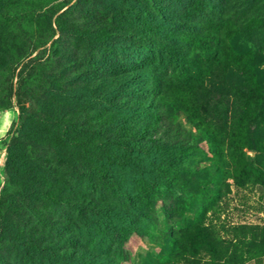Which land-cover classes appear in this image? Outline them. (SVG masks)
Returning <instances> with one entry per match:
<instances>
[{
  "label": "rangeland",
  "instance_id": "obj_1",
  "mask_svg": "<svg viewBox=\"0 0 264 264\" xmlns=\"http://www.w3.org/2000/svg\"><path fill=\"white\" fill-rule=\"evenodd\" d=\"M74 1L56 0L51 5L57 11ZM85 1L64 16L63 34L54 27L58 58L52 70L57 87L108 93L107 85L114 78L134 70L141 55L130 49L135 41L146 44L144 56L151 63L134 89L110 97L118 100L112 108L107 105L88 114L69 110L64 120L116 139H157L159 150L149 154L163 167L155 169L148 163L140 185H124L121 180L119 188L142 195L148 183L157 187L142 202L127 200L109 191L104 178L78 165L71 168L56 162L53 152L27 139L29 133L18 134L14 60L33 56L41 48L19 52L15 25L1 20L5 11L25 10L32 0H0V264H264L263 242L249 248L235 246V234L229 231L235 226L264 227V123L245 121L242 133L234 137L228 129L224 137L188 110L193 103L204 112L215 102L211 94L217 96L233 86L246 93L247 107H257L254 94L264 88V0ZM132 10L154 14L152 24L160 33L155 39L160 44L145 42L147 31L135 38L129 24L116 16ZM74 28L101 31L111 36L110 43L75 39L70 35ZM156 46L169 54H159ZM210 49L220 57L211 58ZM173 63L181 68L171 83L177 80L193 89L163 92L150 78L140 90L150 69L163 65L164 77ZM31 88L39 106L49 102L45 89ZM136 98L154 105L145 114L120 105ZM31 115L35 113L28 112L27 118ZM248 132L251 136L246 140ZM210 138L212 142L207 141ZM229 139L239 148L236 155L243 152L244 166L259 174L257 182L238 186L235 163L209 153L218 144L225 154ZM133 161L140 169V162ZM249 177L244 170L240 180ZM92 208L98 215L90 214ZM213 230L230 240L221 243L223 253L215 254Z\"/></svg>",
  "mask_w": 264,
  "mask_h": 264
},
{
  "label": "trees",
  "instance_id": "obj_2",
  "mask_svg": "<svg viewBox=\"0 0 264 264\" xmlns=\"http://www.w3.org/2000/svg\"><path fill=\"white\" fill-rule=\"evenodd\" d=\"M54 1L56 0H32V6L26 7L25 10H8L1 17L2 21H11L15 25V29L19 33V40L17 42V50L19 52L26 51L30 47L33 53L38 48H41V51L33 56L29 54L26 57L14 60V65H16L17 69L15 94L19 99L17 132L18 134L29 133L31 138L27 139L36 144V147H42L53 152L54 156H56V162L71 168L78 165L80 168L87 170L88 173L96 176V178H104L108 190L114 192L117 196L124 197L127 200H136L137 198L142 202L150 193L155 192L157 187L155 183L150 182L143 186L142 195H137L134 192L127 193L124 189L121 190L119 185L121 180L126 181L124 185H129L130 183L140 185L141 175L146 171L144 165L148 163L150 167H154L155 169L163 167L162 164L153 161L152 156L149 154V150H159L157 139L135 142L108 137L98 132L92 133L81 126L69 125L64 120V114L69 110L88 114L91 111L94 112L96 109L104 110L108 108L107 105L110 108L115 106L118 100L112 101L110 97L116 93H128L134 89L135 84L143 77L145 69L149 67L148 65L151 63L150 57L144 56L146 54L144 49H147L146 44L140 41H135L132 44L130 49L135 52V55L141 54L132 67L134 70L131 69L114 78L115 80L107 85L108 93L92 95L82 91H69L63 87H57V84L53 80L55 74H53L52 64L56 62L57 59L55 58H58V54H54V47L58 43V38L54 39L53 34L56 30L63 34L62 32L66 25V14L70 12L73 6L84 4L86 1L75 0L66 9L60 8L57 11L51 5V3L54 4ZM199 2H202V0H194L190 3L197 4ZM85 5L87 7L91 6L90 3H86ZM153 15L148 10H132V12L127 11L126 14L116 13L117 18L129 24L132 33L136 35L134 36L135 38H138L142 31H147L148 36L144 39L145 42H151L156 45L160 44L161 40L155 39L160 37V33L157 31L155 25L152 24ZM54 27L56 30H54ZM70 35L75 39L88 43L104 45L110 43L111 37L101 31H80L76 28L71 30ZM156 50L159 54H169L165 48L161 50V46H156ZM208 55L211 58L220 57L218 56V52L212 49L209 50ZM180 68V65L178 66V64L173 63L167 76L164 77L163 75L166 70L163 68V65L162 67L158 66L156 69H150L148 74L149 79H145L146 81L141 84L142 89L140 90H145L147 83L150 82V78H154L153 81H156L157 89L163 92L174 91L176 88L180 90L186 88L188 91L193 89L191 84L179 83L177 80L176 83H171L172 79L170 78H176L175 72ZM33 86L45 89L44 94L48 97L49 104L44 103V105L39 106V102L35 98V94L31 88ZM239 90V88L233 86L228 92H219L217 96L210 93L211 97L215 98V102L212 105L205 106L204 112L196 108L193 103H191V107L188 110L191 109L190 113L192 117L198 118L200 123L211 124L212 131L216 134H221L225 137L228 135V129H231L229 135L233 134L235 137L244 130L245 121L255 120L258 123H264V88L260 87L257 93L254 94L253 101L257 103V107L251 105L247 107L246 93ZM258 101H261L262 105ZM120 105H124L123 107H126L127 111L145 114L154 103L148 100L141 104L140 100L136 98L120 102ZM30 111H33L35 115H31L28 119L27 113ZM250 136L251 134L248 132L246 140ZM207 141L212 142L211 138ZM212 146L208 150L210 154L221 155V157L235 163L234 175L238 186L242 187L249 182L258 181L259 174L253 169L244 166L243 152L240 151L236 155L239 148L232 143L231 139H229V146H227L225 154H222V146L218 144H213ZM15 149L16 145L14 147L11 146L9 155ZM239 156L243 158L238 161ZM134 159L140 162V169L135 166V163L133 164ZM244 170L249 172L251 177L242 181L240 177ZM134 171L137 172V175L132 174ZM262 182L264 183V180ZM159 187L160 190H164L162 186ZM90 214L94 216L98 215V212L92 208ZM97 223H99L98 220ZM229 231L235 234L237 240L235 246L243 245L249 248L250 244L264 243V227L235 226ZM211 234L212 245L216 249L215 254L217 252L223 253L225 250L221 243H229L230 240L222 238L214 230ZM180 246L186 249L183 243H180ZM187 251L192 252V250ZM242 254L243 252L240 251L239 257ZM170 264L180 263L171 262Z\"/></svg>",
  "mask_w": 264,
  "mask_h": 264
},
{
  "label": "bare ground",
  "instance_id": "obj_3",
  "mask_svg": "<svg viewBox=\"0 0 264 264\" xmlns=\"http://www.w3.org/2000/svg\"><path fill=\"white\" fill-rule=\"evenodd\" d=\"M4 120V119H3Z\"/></svg>",
  "mask_w": 264,
  "mask_h": 264
}]
</instances>
